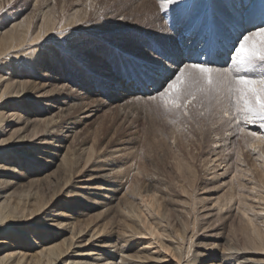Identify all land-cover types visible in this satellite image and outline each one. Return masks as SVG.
Segmentation results:
<instances>
[{
  "label": "rangeland",
  "instance_id": "obj_1",
  "mask_svg": "<svg viewBox=\"0 0 264 264\" xmlns=\"http://www.w3.org/2000/svg\"><path fill=\"white\" fill-rule=\"evenodd\" d=\"M10 16H18L17 21L29 34L40 29V36L48 32L44 41L59 39L56 47L52 45L54 43L50 46L42 44L40 54L43 59H46L45 52L50 59L59 61L62 58L70 72V99L66 105L60 106L62 111L60 108L53 109L44 117L49 119L56 116L54 119L65 120L77 115L82 107L96 110L91 119L79 126V131L73 136V142L76 143L73 145L85 144L93 156L98 150L122 153L118 156L120 174H117V178L122 177L119 195L121 192L126 193L135 212L144 210L140 211L141 217L146 222H152L150 227L163 233L162 236L154 234L151 238L156 235L165 239L167 232L175 234L174 240L179 243L177 253L185 256L189 252L187 258L197 257L193 256L195 252H209L222 257L226 247H254L264 240V226L260 223L262 218L256 212L264 208V126H261V122L237 118L229 108L226 97L215 93L211 99L197 96L190 101L187 114L183 108L178 113H166L158 101L149 99L167 82L170 73L179 70V66L197 63L183 62L180 53L191 36L201 42L199 45H203L201 60H211L213 67L218 69L227 68L231 59L228 49L237 35L250 32L257 25L264 27V0H176L165 11L160 10L158 0H0L1 29L5 26L4 20ZM46 28H49L47 32ZM187 28L192 33L180 40V31ZM70 32L80 33L75 37L82 36L85 41H73L74 36H68ZM76 44L85 45L82 53H78L82 65L76 64L65 53L69 47L71 50L68 52L72 51V56H75ZM47 47H50L48 52ZM217 61H224L226 65L222 66ZM161 65L165 67L163 70L159 69ZM43 68L39 67L37 71ZM86 69H90V79H93L100 94L92 95L84 91L86 81L83 79L89 74L85 73ZM51 70L53 68L39 73L46 75ZM254 71L259 74L262 69L256 68ZM134 78L138 83L134 82ZM118 79H125L126 83L128 81L129 88L141 86L138 88L140 90L145 87L144 91L136 90V94H130V98L122 100L115 92L117 85L113 86ZM64 83L67 84L66 81ZM73 103L78 104L77 109L66 115V109ZM15 126L23 125L15 124L12 128ZM42 126L39 129H44ZM209 134L224 138L225 143L217 153L218 160L228 168L227 174L234 173V187L229 189L231 192L228 191L226 197H220L223 199L221 203L225 204L233 198V205H238L234 212H221V218L213 219L216 221L214 223H204L197 216L201 206L207 204L198 198L202 195L199 193L202 188L216 186L217 179L207 177L219 171L207 170L205 165L207 158L211 157ZM257 140L261 146L257 149L258 156L250 151L251 146L248 147ZM208 171L213 173L206 174ZM50 187L44 183L42 185L44 191H49L47 188ZM132 193L135 194L133 197L128 196ZM217 194L221 192L213 195L215 199ZM239 196H242L241 206L237 203ZM29 200L32 201L31 198ZM152 200L159 205L157 210L160 213H157L158 216L162 214V219H151L152 216L147 215L146 209ZM96 215L99 216L98 220H102H97L100 225L104 221L108 223L106 218L110 219L113 214L98 212ZM114 219L117 220V216L110 220ZM124 222L122 220L121 223ZM211 224L212 229V226L205 228ZM114 226H118L115 229H118L121 237V225L115 223ZM201 230L203 232L200 233ZM212 232H217L218 238L204 236ZM257 235L263 237L258 239ZM142 236H138L140 242L150 238L149 234ZM155 244L147 245L155 251ZM207 244H216V247L210 251ZM166 255L169 264L177 260L171 257L170 251ZM239 260L245 262L242 257Z\"/></svg>",
  "mask_w": 264,
  "mask_h": 264
},
{
  "label": "bare ground",
  "instance_id": "obj_2",
  "mask_svg": "<svg viewBox=\"0 0 264 264\" xmlns=\"http://www.w3.org/2000/svg\"><path fill=\"white\" fill-rule=\"evenodd\" d=\"M17 19L18 16H10L4 20L5 26L0 28V264H169L166 255L168 251L172 254L171 257L174 256L177 259L173 264H264V240H259L258 245L254 247L246 246L239 249L226 247V252H223L225 255L222 257H216L209 252L200 254L195 252L193 256L197 255V257L187 258L189 252L184 253L185 256L177 253L179 243L174 240L175 234L167 232L165 239L156 235L151 238L154 234L159 236L163 233L150 227L152 222H146L141 217L140 211L144 210L135 212L134 205L129 198L127 199L126 193L121 192L119 195L122 177L117 178L119 176L117 174H120L118 156L122 153L116 150L106 152L98 150V153L93 156L85 144L73 145L74 134L79 131V126L91 119L96 110L82 107L79 108L77 115L69 116L65 120L54 119L56 116L49 119L44 117L53 109H59L60 106L68 103L70 72L62 62V58L59 61L50 59L46 52V59L41 57L42 44L54 43L52 45L56 47L55 45L59 42V39L44 41L49 28H46L47 33L42 36H40V29L39 32L31 31L29 34V31L24 29ZM187 29L180 31V40L192 33ZM77 34L80 33L70 32L68 36L75 37ZM74 37L73 41L81 39V43L85 41L82 36ZM69 38L67 41H70ZM187 43L180 52L182 61L203 62L201 53L204 48L203 45H199L201 42L191 36ZM76 46H78L77 54H81L85 49L83 44H76ZM49 49L50 47H47L46 51L48 52ZM69 50L71 49L68 47L65 53L69 54L70 58L77 62L76 64H81L79 54L72 56V51L68 52ZM209 61L212 63L211 60ZM217 62L222 66L226 65L224 61ZM39 67H44L39 71L50 68L53 70L45 75L37 71ZM164 68L162 65L159 67L161 70ZM89 70L86 69L85 73L89 72V74L83 79L86 81L84 91L92 95L100 94V90L94 86L93 79H90L92 73ZM125 79H118L113 84V86L117 85L115 92L122 97V100L130 98V94H136V90L141 87L129 88L128 81L126 83ZM65 81L67 84L64 83ZM136 81L135 79L134 82L138 83ZM144 88L138 91H144ZM77 106L78 104H71L66 109L68 110L66 115H70ZM60 110L62 111V108ZM15 124L23 126L12 128ZM42 125L44 129H39L43 127ZM217 135H210L211 157L207 158L208 162L203 160L207 163L205 164L208 167L207 170L220 171H216L214 176L207 177V179H217L216 186L202 188L199 193L202 195L198 198L207 203L202 205L199 214L197 213L198 218H201L204 223H211L213 219L217 220L223 211L228 213L238 208V205H233V198L225 204L221 203L223 199L221 200L220 197H226L228 191L231 192V187H234V173L227 174L228 168L222 164L224 162L221 163L220 159L218 160L217 153L225 142L224 138L221 139ZM259 144L257 140L248 146H251L250 151L256 156H258V147H261ZM212 173L208 171L206 174ZM43 183L51 186L47 188L49 191L42 189ZM218 192L221 194H217L215 199L213 195ZM134 195L132 193L128 196ZM30 198L32 201L29 200ZM240 198L242 199V196H239L237 202L239 205ZM148 206L150 207L146 209L147 215L152 216L151 219L154 217L162 219V214L158 216L160 212L157 210L159 206L157 203L152 200ZM98 212L113 214L112 217L117 216V220H110L112 219L110 216V219L106 218L109 224L104 221L105 223H102L104 226H100L101 223L97 224ZM256 212L262 218L260 223L264 226V208ZM122 220L125 222L121 223ZM115 223L121 225L119 232H122V238L118 235V229H115L118 227L114 226ZM147 223L149 224L146 226ZM212 224L205 228L211 227ZM146 234H149L150 238L140 242L138 236ZM217 234L212 232L203 235L216 237ZM263 235H257L258 239ZM153 243H156L153 246L155 251L148 246ZM215 247L216 244H211L208 249L212 251ZM240 257L244 258L245 262H241Z\"/></svg>",
  "mask_w": 264,
  "mask_h": 264
},
{
  "label": "snow or ice",
  "instance_id": "obj_3",
  "mask_svg": "<svg viewBox=\"0 0 264 264\" xmlns=\"http://www.w3.org/2000/svg\"><path fill=\"white\" fill-rule=\"evenodd\" d=\"M160 10L165 11L176 0H158ZM238 41V43H237ZM229 66L225 69L213 67L208 60L184 64L170 73L167 82L149 99L158 101L166 113L185 109L197 96L209 99L215 93L226 97L229 108L237 118L259 120L264 126V27L237 37L229 46ZM256 68H261L259 74Z\"/></svg>",
  "mask_w": 264,
  "mask_h": 264
}]
</instances>
